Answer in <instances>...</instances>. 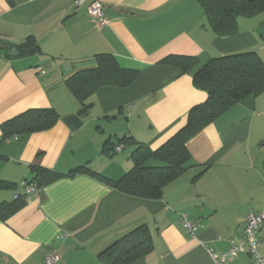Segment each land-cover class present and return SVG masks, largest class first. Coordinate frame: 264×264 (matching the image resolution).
<instances>
[{
	"label": "crops",
	"instance_id": "crops-1",
	"mask_svg": "<svg viewBox=\"0 0 264 264\" xmlns=\"http://www.w3.org/2000/svg\"><path fill=\"white\" fill-rule=\"evenodd\" d=\"M92 1L0 0V264H44L54 251L61 256L55 264H108L100 253L142 225L154 247L131 264H215L210 251H228L231 240L243 236L248 214L264 213V93L235 104L189 140L190 166L165 186L160 200L70 173L87 166L119 179L134 166L135 145L108 156L106 143L116 146L124 136L154 149L165 143L207 94L192 75L161 60L246 50L264 59V12L240 17L238 32L220 37L197 0H99L109 21L103 27L89 14ZM30 36L43 54L10 58L3 45ZM100 53L137 69L138 77L130 87L100 88L81 115L65 80L94 67ZM35 108L55 109L58 122L2 140L3 123ZM33 166L62 176L27 200L21 182L34 178ZM183 214L197 226L194 235ZM259 239L264 256V227ZM226 264L254 259L243 253Z\"/></svg>",
	"mask_w": 264,
	"mask_h": 264
},
{
	"label": "trees",
	"instance_id": "trees-1",
	"mask_svg": "<svg viewBox=\"0 0 264 264\" xmlns=\"http://www.w3.org/2000/svg\"><path fill=\"white\" fill-rule=\"evenodd\" d=\"M197 1L210 28L220 37L235 35L240 17H253L264 12V0ZM3 46L10 58L43 54L33 36L22 43ZM161 63L176 66L182 73L192 75L194 86L206 92V100L194 105L188 112L186 124L158 148L154 149L132 136L121 137L118 144L124 147L135 145V148L131 153L133 168L119 179L108 178L87 166H80L70 174L86 173L123 194L160 200L165 186L180 177L190 166L192 155L187 145L189 140L235 104L264 93V59L254 50L206 60L199 56L170 54ZM138 73L137 69L121 66L114 55L100 53L96 55L94 67L76 71L65 80V84L81 105L79 113L87 115L93 106L92 96L100 88L130 87ZM59 116L53 108L29 109L2 124V140L48 130L58 122ZM114 148L106 143L105 154H116ZM152 160L158 164H151ZM32 171L34 178L28 182L38 187L62 176L38 166H33ZM153 247V236L149 228L142 225L101 252L100 259L108 264H131L146 256Z\"/></svg>",
	"mask_w": 264,
	"mask_h": 264
},
{
	"label": "built area",
	"instance_id": "built-area-1",
	"mask_svg": "<svg viewBox=\"0 0 264 264\" xmlns=\"http://www.w3.org/2000/svg\"><path fill=\"white\" fill-rule=\"evenodd\" d=\"M86 0H75V5L80 6ZM89 14L96 21L99 27H103L108 24V19L105 16L104 6L101 1L93 0L88 8ZM124 149L123 144H117L114 148L115 152H120ZM21 185L25 188V198L30 199V195L39 190V187L35 183H30L27 180H23ZM19 195H16L18 198ZM182 221L189 233L194 235L197 226L188 219L186 214L182 215ZM264 227V213L250 212L246 218V224L243 232V236L237 240H231V247L228 251L216 254L210 251L215 264H226L231 257L239 254L247 253L254 259V264H264V256L259 252L260 239L259 232ZM61 256L58 252H51L44 258V264H55L60 261Z\"/></svg>",
	"mask_w": 264,
	"mask_h": 264
}]
</instances>
